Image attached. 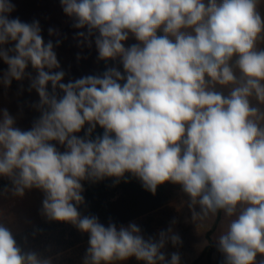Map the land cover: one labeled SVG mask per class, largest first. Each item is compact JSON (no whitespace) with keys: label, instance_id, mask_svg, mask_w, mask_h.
<instances>
[{"label":"clouds","instance_id":"9594fccd","mask_svg":"<svg viewBox=\"0 0 264 264\" xmlns=\"http://www.w3.org/2000/svg\"><path fill=\"white\" fill-rule=\"evenodd\" d=\"M61 5L75 28L87 29L77 36L87 42L95 34L98 58H119L124 74L109 68L102 77L62 83L65 73L52 71L60 65L39 22L9 18L15 5L0 0V59L8 65L2 82L7 87L21 80L31 64L41 112L28 131L14 127L7 110L0 117V176L11 180L12 194L43 191L44 216L88 233L83 264H119L130 257L143 264H180L179 253L167 259L162 251L169 242L182 243L171 227L158 239H145L134 223L105 227L77 209L84 202L82 180L119 182L131 173L153 194L171 182L189 198L193 219L220 212L230 218L215 241L224 264H264V258L257 261L264 257V112L251 103L255 97L264 104L260 0H61ZM130 34L139 43L126 48ZM85 124L86 137L75 135ZM97 125L103 135L88 138ZM0 264L52 262L22 252L0 224Z\"/></svg>","mask_w":264,"mask_h":264},{"label":"rangeland","instance_id":"374dc122","mask_svg":"<svg viewBox=\"0 0 264 264\" xmlns=\"http://www.w3.org/2000/svg\"><path fill=\"white\" fill-rule=\"evenodd\" d=\"M58 2H61V0H11L15 8L9 18H19L22 22L29 24L38 21L41 28V36L45 44L51 41L53 45H59V48L61 44H64L63 50L59 49L55 51L56 46L53 49L60 67L58 69H52V71H63L65 73L61 81L62 83L67 84L70 81L79 79L72 77L73 73L78 69L83 73L80 76L81 78L85 77V75L90 76L94 72L103 74L104 71L101 69V63L106 60L95 62L94 58H98V56H92V62L90 60L91 58L85 56L84 53L88 51L87 49L90 45L96 48L95 34L90 37L89 41H83L82 38L77 36V33H87V29L75 28L74 18L65 14L63 18L65 24V39L53 38V36H57V30L61 28L59 22L62 18L60 17V4ZM263 5L264 0H260L259 9ZM50 29L53 32L52 35L49 34ZM48 36L52 39H48ZM57 41H59V44H57ZM123 43L128 48L127 44L132 43L134 45L139 43V41L130 34L129 38ZM12 46V44H9L4 47ZM84 58H89L90 62H84ZM117 59L119 60V58ZM109 68H116L124 74V69L116 63H110L105 66L106 71ZM7 70L8 65L0 59V117H2L3 111L7 110L15 120L14 127L22 131H28L41 115L40 110L36 107L40 102L39 94L35 88L31 87L32 79L37 76V71L29 64L25 69V76L19 81L13 79L11 84L6 87L2 81ZM45 70L47 71V69ZM47 88L49 93H51V83L48 84ZM219 90L224 91L225 94L228 91L227 89ZM56 94L58 98L63 95L59 88H57ZM251 103L264 112V104L259 103L255 97L251 98ZM260 123L264 126V120H261ZM85 126L88 125L85 124ZM84 128L80 132L75 133V135L85 138L84 133L86 131H83ZM50 143L61 153L66 151V147L59 144V142L51 141ZM5 179L9 178L0 176V181ZM12 187L7 188L9 189L7 192L4 191L5 189L0 191V224L6 226L12 234H15L24 229V227L29 229L48 219L42 214V202L45 198L43 191L36 188L26 189L23 196H14L11 192ZM82 187L84 191L85 186L83 184ZM170 187L172 189L171 200L166 206L152 211L139 219H135L130 223L136 224L141 229V234L145 239L150 237L158 239L161 231H167L171 227L173 233L179 235L182 243L177 246H173L171 242L166 244L162 251L167 259H170L172 253H179L181 258L180 264H224L223 254L218 251L215 241L226 231L230 218L225 217L223 212H220L216 215L210 214L203 220L199 218L193 219L192 213L187 206L189 199L187 195L182 192L180 186L177 184L170 182ZM196 210L199 211V208L197 207ZM25 217L31 219V227L29 225L21 226L19 224ZM130 223L124 224L123 226L126 227ZM208 234L210 235L208 236ZM209 237L212 239L217 250L212 249L207 251V246L210 245L208 241ZM88 247L89 241L65 250L58 256L51 258V262L52 264H83ZM262 258L264 257L258 255L257 261ZM119 264H143V262L137 261L135 257H130L126 261L119 262Z\"/></svg>","mask_w":264,"mask_h":264},{"label":"trees","instance_id":"16d2710c","mask_svg":"<svg viewBox=\"0 0 264 264\" xmlns=\"http://www.w3.org/2000/svg\"><path fill=\"white\" fill-rule=\"evenodd\" d=\"M259 10L264 15V5ZM158 33L163 35V32ZM259 47H264V42H260ZM103 132L100 128L88 138L95 139ZM81 184L85 186L81 193L84 202L77 205L81 217L96 216L105 227L109 223L117 227L128 224L166 206L171 200L170 182L159 185L153 194L131 173H125L119 182L114 177H105L98 181L82 180ZM12 186L10 179L0 181V191ZM13 236L22 252H35L41 258L50 259L89 241V234L81 232L72 223L49 219ZM208 241L207 251L216 249L210 237Z\"/></svg>","mask_w":264,"mask_h":264},{"label":"crops","instance_id":"0c3cea01","mask_svg":"<svg viewBox=\"0 0 264 264\" xmlns=\"http://www.w3.org/2000/svg\"><path fill=\"white\" fill-rule=\"evenodd\" d=\"M60 5V12H61V15H60V17L62 18V20L59 22L60 23V29L59 30H57V32H58V34H57V36H53V38L55 37V39L57 38V39H59V38H63V39H65V24H64V16H65V13H64V11H63V8H62V5H61V2H58ZM41 14H43L42 12H41ZM59 31H60V33H59ZM44 37H46V36H44ZM48 39H52L51 37H47ZM69 39V38H68ZM89 39H90V37H89ZM72 44V43H71ZM54 46H56L55 47V51H58L59 49H62L63 50V48H64V44H61L60 45V48H59V45H54ZM127 46L128 47H130V46H132V43L131 44H127ZM88 51H86V52H84L85 53V56H87V57H89V58H91L92 56H98L97 55V50H96V48L95 47H92V45H90L89 47H88V49H87ZM89 58H84V62L86 61V63L87 62H90V60L93 62V60H92V58L89 60ZM100 60L101 59H99V58H94V61L95 62H100ZM109 60H113V59H109ZM114 60H118V59H114ZM106 61H108V60H106ZM106 61H104V62H106ZM118 61H120V60H118ZM103 63V62H102ZM101 63V64H102ZM112 63V62H111ZM83 73H81V71H79V69L77 70V71H75L74 73H73V75H72V77L74 78V77H76V78H81L80 76L82 75ZM92 75V74H91ZM90 75V76H91ZM85 76H87V75H85ZM86 127H87V129H88V127H89V125L88 126H85V128H84V137H86V133H87V129H86ZM100 126L99 125H97L96 126V128L94 129V131L92 132V134L93 133H95L96 131H100ZM91 134V135H92ZM30 222H31V219L30 218H28V217H25V218H23L21 221H20V225L21 226H23V225H29L30 227H31V225H30ZM28 226V227H29ZM27 229V227H24V229H22L21 231H19V232H17V233H15V234H13V235H16V234H18V233H20V232H22V231H24V230H26Z\"/></svg>","mask_w":264,"mask_h":264},{"label":"water","instance_id":"95a60500","mask_svg":"<svg viewBox=\"0 0 264 264\" xmlns=\"http://www.w3.org/2000/svg\"><path fill=\"white\" fill-rule=\"evenodd\" d=\"M157 35H161V34L157 33ZM111 62H114V63L118 64L119 66H121V67L123 68L122 63H121L120 61H118V60H108V61H106V62H104V63L102 64V67H103L105 64H108V63H111ZM91 76H93V74H92Z\"/></svg>","mask_w":264,"mask_h":264},{"label":"flooded vegetation","instance_id":"af4514ba","mask_svg":"<svg viewBox=\"0 0 264 264\" xmlns=\"http://www.w3.org/2000/svg\"><path fill=\"white\" fill-rule=\"evenodd\" d=\"M104 63V62H103ZM102 63V64H103ZM112 63H114V62H112ZM102 64H101V69L105 72L106 70H105V66L106 65H108V64H110V63H108V64H105L103 67H102ZM124 69V68H123ZM93 74V76H103V74H101L100 72H94V73H92Z\"/></svg>","mask_w":264,"mask_h":264}]
</instances>
